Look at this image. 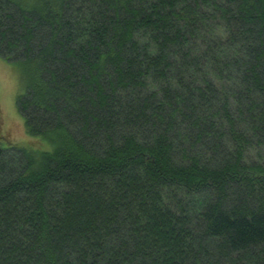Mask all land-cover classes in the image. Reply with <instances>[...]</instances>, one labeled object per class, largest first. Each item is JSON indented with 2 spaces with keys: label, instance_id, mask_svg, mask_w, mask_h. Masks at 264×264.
<instances>
[{
  "label": "trees",
  "instance_id": "16d2710c",
  "mask_svg": "<svg viewBox=\"0 0 264 264\" xmlns=\"http://www.w3.org/2000/svg\"><path fill=\"white\" fill-rule=\"evenodd\" d=\"M0 58V264H264V0H0Z\"/></svg>",
  "mask_w": 264,
  "mask_h": 264
},
{
  "label": "rangeland",
  "instance_id": "374dc122",
  "mask_svg": "<svg viewBox=\"0 0 264 264\" xmlns=\"http://www.w3.org/2000/svg\"><path fill=\"white\" fill-rule=\"evenodd\" d=\"M23 92L24 87L21 82L19 67L0 58L1 129L14 145L25 148L23 144L19 143L31 142V140L26 134L24 120L17 109V100ZM251 155L256 160H264V151L258 147L252 151Z\"/></svg>",
  "mask_w": 264,
  "mask_h": 264
}]
</instances>
